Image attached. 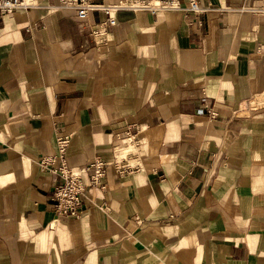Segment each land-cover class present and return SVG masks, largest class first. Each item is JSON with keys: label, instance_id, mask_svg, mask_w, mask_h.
<instances>
[{"label": "crops", "instance_id": "0c3cea01", "mask_svg": "<svg viewBox=\"0 0 264 264\" xmlns=\"http://www.w3.org/2000/svg\"><path fill=\"white\" fill-rule=\"evenodd\" d=\"M32 1L0 16V264H264V0L114 25ZM56 135L107 162L77 215L38 164Z\"/></svg>", "mask_w": 264, "mask_h": 264}, {"label": "built area", "instance_id": "2783aa9c", "mask_svg": "<svg viewBox=\"0 0 264 264\" xmlns=\"http://www.w3.org/2000/svg\"><path fill=\"white\" fill-rule=\"evenodd\" d=\"M33 4L32 0H0V16L10 14L19 7L27 8ZM59 6L73 8L76 15L82 20L80 25L86 22L92 11L107 13L106 23L114 25L117 23L116 13L121 9L135 12L147 11L152 14L166 11L204 12L207 9V7H202L197 0H189L187 5H184L181 0H59ZM262 9L264 10V8ZM91 33L96 43L97 41L103 43V29H92ZM261 103L260 97L246 99L238 105L236 112L247 114L257 110ZM203 110V108L199 109L200 112ZM69 141V135H56L54 152L38 159L40 167L48 171L56 182L52 200L54 212L58 216L77 215L89 189L103 188V179L106 175L107 162L98 155H95L87 164L69 165L67 161ZM85 174L88 177L87 182L83 178Z\"/></svg>", "mask_w": 264, "mask_h": 264}, {"label": "rangeland", "instance_id": "374dc122", "mask_svg": "<svg viewBox=\"0 0 264 264\" xmlns=\"http://www.w3.org/2000/svg\"><path fill=\"white\" fill-rule=\"evenodd\" d=\"M245 103V102H244Z\"/></svg>", "mask_w": 264, "mask_h": 264}]
</instances>
